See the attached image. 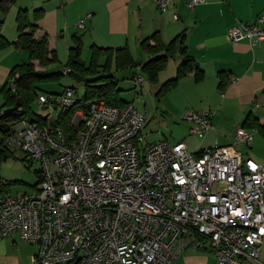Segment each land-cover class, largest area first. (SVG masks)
I'll return each mask as SVG.
<instances>
[{
  "label": "built area",
  "instance_id": "obj_1",
  "mask_svg": "<svg viewBox=\"0 0 264 264\" xmlns=\"http://www.w3.org/2000/svg\"><path fill=\"white\" fill-rule=\"evenodd\" d=\"M176 1L152 3L167 12ZM184 1L193 8L206 0ZM228 34L263 41L264 14ZM133 82L142 89L146 78L136 72ZM37 103L56 114L44 123L16 121L5 144L21 150L29 168L40 165L39 184L30 193L0 192V240L19 234L38 245L29 264H175L187 247L210 249L217 264H264V163L218 143L189 151L160 140L141 152L147 115L131 102L87 105L67 87L40 93ZM76 104L85 108L67 133L53 120ZM212 116L190 110L182 119L206 136ZM256 131L240 126L235 144L252 146Z\"/></svg>",
  "mask_w": 264,
  "mask_h": 264
},
{
  "label": "crops",
  "instance_id": "obj_2",
  "mask_svg": "<svg viewBox=\"0 0 264 264\" xmlns=\"http://www.w3.org/2000/svg\"><path fill=\"white\" fill-rule=\"evenodd\" d=\"M21 9H27L37 25L35 36L47 35L49 47L56 50L58 59L64 51L69 58L70 48L80 42L81 59L86 64L83 52L86 50L87 55L92 56L93 45L114 49L127 47L133 57L142 62L151 57L142 44L146 37L159 32L167 43L183 33L187 51L203 69L204 77L197 80L193 72L188 73L169 93L181 92L190 100L200 101L202 106L198 109L213 114L211 130L206 136L198 135L202 142L194 151L200 146L211 147L212 143L234 145L244 157L264 163V151L260 149L264 143V130L248 128L257 130L254 142L256 134H261L252 146L242 142L235 144L236 130L243 126L250 113L264 125V40L232 41L228 34L233 25L251 23L264 14V0H206L193 8L184 0H177L167 12L158 11L152 0H16L0 5V19L4 21L2 32L9 40L18 35L17 14ZM89 13L91 16L86 20L85 28H79L77 23ZM140 48L144 56L138 60L135 51ZM3 51H0V67L4 71L18 62L12 51L1 53ZM182 60L183 55L179 52L170 58L169 79L176 76ZM222 80L226 82L223 88L220 87ZM187 123L191 128L192 124ZM7 238L0 240V253L6 250ZM31 244L28 264L38 251V245ZM210 251L184 248L175 264H217L215 254Z\"/></svg>",
  "mask_w": 264,
  "mask_h": 264
},
{
  "label": "trees",
  "instance_id": "obj_3",
  "mask_svg": "<svg viewBox=\"0 0 264 264\" xmlns=\"http://www.w3.org/2000/svg\"><path fill=\"white\" fill-rule=\"evenodd\" d=\"M16 0H0L1 4L14 3ZM4 21L0 19V51L6 49L10 45H14L19 50H26L30 54V60L22 64L13 66L9 73V79L3 84L1 92L4 102L0 107V161L7 160L13 155V150L6 146V138L11 134L13 124L23 118L36 121L38 123L47 122L48 116L38 114L33 110L34 102L40 93L61 94L63 91L56 93L43 89V83L58 81L63 75H69L78 82H83L86 86L84 100L87 105L98 100H105L108 104L116 106H124L129 104L121 97L122 89L119 87L118 81L114 75L110 73L109 66L114 60L118 69L126 67H138L148 79L152 82H157L159 74L163 71L170 60L178 52L183 55V60L179 64L176 76L165 81L160 91H170L173 89L180 78L193 72L197 80L204 77V71L187 51L184 44L183 33L174 37L170 42H164L159 32L146 37L143 41L144 49L151 54V57L146 61L138 62L127 47L116 48L101 47L93 45L92 56L88 64L81 59V44L70 48L67 64L59 71L51 72L47 67L58 61L56 50H51L47 35L37 38V25L32 21L29 11L21 9L17 14L18 35L14 40H9L2 32ZM101 59L106 61L104 65ZM37 61V63L35 62ZM37 66L45 67L46 69H37ZM66 68H71V71L65 72ZM104 72L101 74V72ZM109 72V73H107ZM225 80L220 81V87L225 86ZM67 88V87H65ZM64 88V89H65ZM20 101L19 108L11 113L6 114L5 109L15 105ZM85 108L84 105L76 104L68 111H60L57 117L53 120L58 123L67 132H76L72 126V117L76 110ZM244 127L257 128L264 130V125L259 121V118L250 113L243 123ZM25 160V158H24ZM7 182L0 179V192L7 191Z\"/></svg>",
  "mask_w": 264,
  "mask_h": 264
},
{
  "label": "rangeland",
  "instance_id": "obj_4",
  "mask_svg": "<svg viewBox=\"0 0 264 264\" xmlns=\"http://www.w3.org/2000/svg\"><path fill=\"white\" fill-rule=\"evenodd\" d=\"M4 50L5 51L1 53L12 51L15 57L13 58L18 64L30 60V54L28 51L19 50L14 45L12 48L7 47ZM88 54L89 55H87L85 50L82 55L87 63L90 62L91 56L90 53ZM135 55L138 56V60H141L144 56V52L140 48L138 51H135ZM67 62V52L64 51L63 54H59L58 61L49 65L47 70L51 72L59 71L64 68ZM103 62L102 63L105 65L106 61L104 60ZM13 66L15 65H12V67ZM12 67H9L10 69H5L4 71L0 67V107L4 102L1 88L9 79V73ZM37 69L42 70L43 68L37 66ZM109 71L118 81L119 87L122 88V98L131 102L137 109L147 115L146 123L140 132L138 141V144L142 149L141 152H144L149 144L160 140H168L171 143L184 141L185 146L190 151H194L198 148L202 142L201 137L190 134V125L186 121L181 120L180 116L189 110L200 111L198 108H201L202 105H200V101L190 100L187 95L182 94L180 91L179 94L177 91L172 93H169V91H160L162 84L169 79V64L159 74L157 82L150 81L147 75L138 67L118 69L114 60L109 66ZM136 72L143 74L146 78L145 86L142 89L135 86L133 82V77ZM103 73L104 72L102 71L101 74ZM42 87L46 91L56 93L63 91L65 87H72L80 99L84 97L86 92L85 84L83 82H78L69 75H63L58 81L55 80L53 82L43 83ZM33 110L44 116H54L56 114L53 108L40 107L36 102L33 104ZM225 129L227 131L229 126L225 127ZM260 136L261 134H256L255 144ZM207 140L209 143V139ZM210 146L213 147L215 144L212 143ZM240 147L245 148L243 145H240ZM260 149L264 151V143L261 145ZM39 168V164H35L29 168L24 160V153L21 150H13L12 156L7 160L0 161V179L3 182L8 183L6 188L7 192L11 195L30 193L35 189V186L39 184L40 177L37 172ZM7 239L9 242L6 245V250L0 253V264H28L27 257L32 244L27 240L20 238L19 234H13ZM13 239H15V241H13ZM262 248L261 259L264 260V241Z\"/></svg>",
  "mask_w": 264,
  "mask_h": 264
},
{
  "label": "water",
  "instance_id": "obj_5",
  "mask_svg": "<svg viewBox=\"0 0 264 264\" xmlns=\"http://www.w3.org/2000/svg\"><path fill=\"white\" fill-rule=\"evenodd\" d=\"M19 106H20V101L18 100L15 103V105H13L12 107L6 108L4 112L6 114H11V113L15 112L19 108Z\"/></svg>",
  "mask_w": 264,
  "mask_h": 264
}]
</instances>
